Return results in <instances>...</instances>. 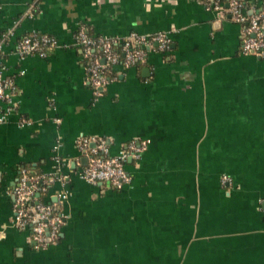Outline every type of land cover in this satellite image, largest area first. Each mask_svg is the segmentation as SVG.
Here are the masks:
<instances>
[{
    "label": "crops",
    "instance_id": "obj_1",
    "mask_svg": "<svg viewBox=\"0 0 264 264\" xmlns=\"http://www.w3.org/2000/svg\"><path fill=\"white\" fill-rule=\"evenodd\" d=\"M244 1L264 12V0ZM81 25L117 39L162 31L171 44L116 66L96 99ZM33 33L58 45L21 57ZM2 36L18 108L0 123V264H264V58L241 51V24L201 0H0ZM82 137L112 154L148 140L127 162L132 183L87 182ZM23 166L55 176L44 200L66 222L46 249L14 224Z\"/></svg>",
    "mask_w": 264,
    "mask_h": 264
},
{
    "label": "built area",
    "instance_id": "obj_2",
    "mask_svg": "<svg viewBox=\"0 0 264 264\" xmlns=\"http://www.w3.org/2000/svg\"><path fill=\"white\" fill-rule=\"evenodd\" d=\"M209 5L219 17L229 16L243 27L241 51L264 58V12L252 14L245 6L244 0H201ZM35 7L31 8L33 11ZM0 39V53L4 39ZM120 42L122 44H120ZM76 43L81 47L87 82L91 86L95 98L104 94L108 85L117 79L116 66L122 71L142 66L146 63L151 51L167 52L171 40L167 33L159 31L149 35L131 33L123 39L95 37L89 34L87 27L81 25L76 34ZM58 45L56 37L43 34H27L17 45L18 54L25 57L31 54L45 56L48 51ZM117 45H121L117 48ZM98 50L102 52L99 53ZM16 86L12 79L4 74V66L0 65V123L17 110ZM28 124L29 120L24 119ZM149 146L148 140H131L125 144L118 154H112L105 140H93L82 137L79 149L87 156L88 165L82 177L92 184L111 183L115 189H122L132 183L133 177L127 170V162L140 160ZM43 180V181H42ZM55 176H30L24 168L18 184L14 189V224L17 228L30 232L34 247L46 249L58 242L65 216L46 201H42L40 183L54 182ZM227 177L224 178L226 182ZM33 200V203H31Z\"/></svg>",
    "mask_w": 264,
    "mask_h": 264
},
{
    "label": "trees",
    "instance_id": "obj_3",
    "mask_svg": "<svg viewBox=\"0 0 264 264\" xmlns=\"http://www.w3.org/2000/svg\"><path fill=\"white\" fill-rule=\"evenodd\" d=\"M89 34L92 35V33L89 31ZM120 44H122L120 42ZM121 45H117L116 47L117 48H120ZM99 53H101L102 51L101 50H98ZM24 168H27L29 170V175L30 176H48V175H44L41 171L37 170V169H34V168H30V167H26V166H23V169ZM21 177V172H20V175H19V178ZM43 181V180H42ZM52 183V182H51ZM51 183H44V182H41L39 185H40V197H41V200L42 201H45L44 200V197L46 196V194L48 193L49 191V186L51 185ZM105 185L107 187H111V188H114L113 185L111 183H105ZM51 187V186H50ZM49 188V189H48ZM48 190V191H47ZM31 203H33V200H31ZM61 239V235H59V239L58 241Z\"/></svg>",
    "mask_w": 264,
    "mask_h": 264
},
{
    "label": "water",
    "instance_id": "obj_4",
    "mask_svg": "<svg viewBox=\"0 0 264 264\" xmlns=\"http://www.w3.org/2000/svg\"><path fill=\"white\" fill-rule=\"evenodd\" d=\"M131 160V159H130ZM102 185V184H101ZM38 195H40V194H38Z\"/></svg>",
    "mask_w": 264,
    "mask_h": 264
}]
</instances>
